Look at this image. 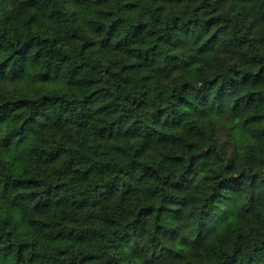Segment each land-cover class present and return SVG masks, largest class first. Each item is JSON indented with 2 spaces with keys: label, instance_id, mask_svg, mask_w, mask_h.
<instances>
[{
  "label": "trees",
  "instance_id": "trees-1",
  "mask_svg": "<svg viewBox=\"0 0 264 264\" xmlns=\"http://www.w3.org/2000/svg\"><path fill=\"white\" fill-rule=\"evenodd\" d=\"M186 2L0 0V264H264V0Z\"/></svg>",
  "mask_w": 264,
  "mask_h": 264
},
{
  "label": "rangeland",
  "instance_id": "rangeland-1",
  "mask_svg": "<svg viewBox=\"0 0 264 264\" xmlns=\"http://www.w3.org/2000/svg\"><path fill=\"white\" fill-rule=\"evenodd\" d=\"M139 2L140 7L134 13L128 15L130 24L135 23L137 19L141 18L146 21H154L162 25H167L172 21L173 17L177 15H186L191 9V4L189 2H186L177 9H171L161 4L147 3V0H139ZM123 29L125 28L123 27ZM147 41L150 40L148 39ZM238 57L241 61L245 60L244 55H239ZM222 65L223 61L221 59H211L206 63L207 69L212 77L217 74V69ZM217 93H219V96H224L229 93V89L225 85L218 83V85L210 91L209 98L206 102L210 101ZM190 97L193 100L196 98L193 94Z\"/></svg>",
  "mask_w": 264,
  "mask_h": 264
}]
</instances>
